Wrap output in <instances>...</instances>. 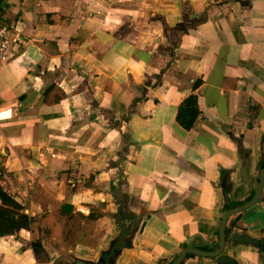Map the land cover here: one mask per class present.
<instances>
[{"label":"crops","instance_id":"1","mask_svg":"<svg viewBox=\"0 0 264 264\" xmlns=\"http://www.w3.org/2000/svg\"><path fill=\"white\" fill-rule=\"evenodd\" d=\"M0 21L9 39L0 187L34 220L0 236V264H49L67 244L102 243L107 170L123 130L132 143L120 162L127 192L157 209L128 259L154 264L196 237L210 242L222 216L219 183L231 182L230 203L244 199V157L255 177L264 160V0H1ZM192 93L199 114L185 130L175 116ZM62 204L72 216L52 233ZM232 219V230L259 238L264 197ZM145 240L153 246L144 252ZM229 255L264 264L250 246Z\"/></svg>","mask_w":264,"mask_h":264},{"label":"water","instance_id":"2","mask_svg":"<svg viewBox=\"0 0 264 264\" xmlns=\"http://www.w3.org/2000/svg\"><path fill=\"white\" fill-rule=\"evenodd\" d=\"M1 2V0H0ZM123 122L119 121V126ZM121 151L118 158L110 162L107 170V191L106 199L108 206L106 214L110 220V233L105 237L100 245L93 251L75 250L67 244L64 252L60 254H50L49 264H135L129 255H133L139 248L143 226L146 218L156 210H148L143 201L132 197L127 192V185L124 173L120 167V162L129 155L132 143L128 139V130H123ZM238 147L240 143L237 142ZM260 150L264 153V141L260 144ZM240 156L246 153L239 149ZM264 155V154H263ZM262 155V156H263ZM241 168L242 181L249 185V191L253 188V183L257 180L254 195L245 204L231 207L226 211L219 225L213 231L212 242H202L198 237L184 242L176 251L164 253L157 256L154 264H202V260L207 258L213 264H238L229 254L236 246H250L264 254V233L259 238H253L245 233L232 230L233 219L226 220L233 213L250 208L259 198L264 197V163L258 175H247L248 161L243 160ZM222 171H229L223 169ZM220 195L222 197V209L230 205L231 184L227 180H221ZM227 226V229L225 227Z\"/></svg>","mask_w":264,"mask_h":264},{"label":"trees","instance_id":"3","mask_svg":"<svg viewBox=\"0 0 264 264\" xmlns=\"http://www.w3.org/2000/svg\"><path fill=\"white\" fill-rule=\"evenodd\" d=\"M200 85L199 81L194 84V89ZM199 114L197 95L190 94L177 107L175 120L185 130H189L197 115ZM73 208L62 204L54 213V230L52 233H59L64 218L72 216ZM91 218V216H90ZM33 218L23 213V207L13 198L8 196L0 187V236L14 235L20 229L29 230Z\"/></svg>","mask_w":264,"mask_h":264},{"label":"flooded vegetation","instance_id":"4","mask_svg":"<svg viewBox=\"0 0 264 264\" xmlns=\"http://www.w3.org/2000/svg\"><path fill=\"white\" fill-rule=\"evenodd\" d=\"M262 163H264V160H260V161L258 162V164H257L256 170H255V173H256L257 175H258L259 170H260L261 167H262ZM241 179H242V176H241ZM225 180H226V178H223V179H222V182L225 181ZM256 182H257V181H256ZM230 184H231V182H230ZM256 185H257V184H255V185L253 186L251 192L248 194L247 197H245V198L242 199V200L237 201L236 203H230V205H229L228 207L223 208L222 211H221V215H222V216H221V219L224 217V215H225L226 211L228 210V208L230 209L231 207L233 208V207H236V206H239V205H242V204H245L246 202H248V201L252 198V196L254 195L253 193H254V189L256 188ZM231 187H232V185H231ZM261 201H262V198L260 197L259 200H258L255 204L251 205L250 207H252V206L258 204V203L261 202ZM247 209H248V208H247ZM245 210H246V209H245ZM242 211H244V210H242ZM242 211H239V212H237V213H233V214L229 215V216L227 217L226 220L228 221L229 219L232 218V216L234 217L236 214H239V213H241ZM233 226H234V224L232 225V228H233ZM225 229H227V226L225 227ZM215 242H217V236H216Z\"/></svg>","mask_w":264,"mask_h":264},{"label":"built area","instance_id":"5","mask_svg":"<svg viewBox=\"0 0 264 264\" xmlns=\"http://www.w3.org/2000/svg\"><path fill=\"white\" fill-rule=\"evenodd\" d=\"M8 47V31L4 23L0 21V66H2L7 60L6 52Z\"/></svg>","mask_w":264,"mask_h":264},{"label":"rangeland","instance_id":"6","mask_svg":"<svg viewBox=\"0 0 264 264\" xmlns=\"http://www.w3.org/2000/svg\"><path fill=\"white\" fill-rule=\"evenodd\" d=\"M209 224V223H208ZM193 227V226H192ZM189 228H191V227H189ZM186 231V230H185ZM148 240H145L144 241V243H143V250H144V252L146 251V250H148V247L147 246H153L152 245V243H150V242H147ZM154 249L155 250H157V251H160V250H162V249H169V246L168 245H165V244H163V243H156L155 245H154ZM142 257L144 258V260L145 261H149L150 260V258L148 257V256H146V255H144V254H142Z\"/></svg>","mask_w":264,"mask_h":264},{"label":"bare ground","instance_id":"7","mask_svg":"<svg viewBox=\"0 0 264 264\" xmlns=\"http://www.w3.org/2000/svg\"><path fill=\"white\" fill-rule=\"evenodd\" d=\"M161 192V191H160ZM160 195H162V193H159Z\"/></svg>","mask_w":264,"mask_h":264}]
</instances>
